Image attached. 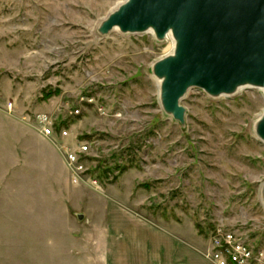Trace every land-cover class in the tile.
Returning a JSON list of instances; mask_svg holds the SVG:
<instances>
[{"label":"rangeland","instance_id":"1","mask_svg":"<svg viewBox=\"0 0 264 264\" xmlns=\"http://www.w3.org/2000/svg\"><path fill=\"white\" fill-rule=\"evenodd\" d=\"M123 1L0 0V264H214L218 229L264 251L254 133L264 92L192 89L185 126L175 122L152 74L172 38L98 34ZM38 115L52 119L53 137ZM62 131L89 147L86 181L108 200L105 237L90 206L101 193L70 184Z\"/></svg>","mask_w":264,"mask_h":264},{"label":"water","instance_id":"2","mask_svg":"<svg viewBox=\"0 0 264 264\" xmlns=\"http://www.w3.org/2000/svg\"><path fill=\"white\" fill-rule=\"evenodd\" d=\"M113 30L172 38L173 52L153 65L152 74L164 113L182 126L187 109L181 102L192 89L212 98L244 88L264 92V0H124L98 34ZM254 133L264 143V113ZM261 197L264 204V185Z\"/></svg>","mask_w":264,"mask_h":264},{"label":"built area","instance_id":"3","mask_svg":"<svg viewBox=\"0 0 264 264\" xmlns=\"http://www.w3.org/2000/svg\"><path fill=\"white\" fill-rule=\"evenodd\" d=\"M8 108L12 109L13 105L9 103ZM36 121L45 137L55 135L54 122L47 115H38ZM61 136L63 142L60 143V151L71 173L72 185L86 184L100 191L101 186L96 178L90 177L88 182L86 181L87 173L83 157L89 151L88 145L67 143L65 140L69 136L67 131H62ZM212 245L213 251L209 254V258L214 264H264V251L251 246L247 240L232 231L218 229L212 237Z\"/></svg>","mask_w":264,"mask_h":264},{"label":"crops","instance_id":"4","mask_svg":"<svg viewBox=\"0 0 264 264\" xmlns=\"http://www.w3.org/2000/svg\"><path fill=\"white\" fill-rule=\"evenodd\" d=\"M67 169V168H66ZM69 181H70V184L72 185V183H71V175H70V179H69ZM97 193H101V194H94V198H95V201H94V204L93 203H91L90 202V206L93 208V211L95 210L96 211V213H95V216H93V219L94 220H96L97 218L99 219V221H95V226L96 227H98L99 226V228L101 229V236L102 237H105V233L107 232V231H105V233L103 232V228L105 229V230H107V222H108V212H107V210H108V200L106 199V195H104V194H102L103 193V191L101 190V191H96ZM90 207V208H91ZM97 214V215H96ZM134 227H135V225H134ZM140 226H136V228H139ZM134 232H136V231H134ZM138 232H136V233H134V236L132 237V247H133V249H132V252H134L135 250H136V248H137V246H139L140 245V239H137L138 237V234H137ZM171 242V241H170ZM129 246H131V245H129ZM156 246H157V244L156 243H153V247L154 248H156ZM50 259V258H49ZM34 260H36V261H40V256H39V254H37V255H34ZM52 260H54L53 258H52Z\"/></svg>","mask_w":264,"mask_h":264},{"label":"bare ground","instance_id":"5","mask_svg":"<svg viewBox=\"0 0 264 264\" xmlns=\"http://www.w3.org/2000/svg\"><path fill=\"white\" fill-rule=\"evenodd\" d=\"M173 48H174V42H173Z\"/></svg>","mask_w":264,"mask_h":264},{"label":"trees","instance_id":"6","mask_svg":"<svg viewBox=\"0 0 264 264\" xmlns=\"http://www.w3.org/2000/svg\"><path fill=\"white\" fill-rule=\"evenodd\" d=\"M58 130H60V129H58Z\"/></svg>","mask_w":264,"mask_h":264}]
</instances>
